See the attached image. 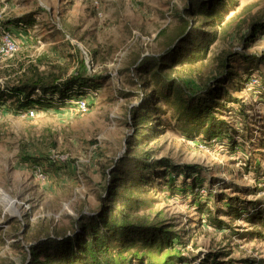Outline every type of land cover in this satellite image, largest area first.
I'll list each match as a JSON object with an SVG mask.
<instances>
[{
  "label": "rangeland",
  "instance_id": "obj_1",
  "mask_svg": "<svg viewBox=\"0 0 264 264\" xmlns=\"http://www.w3.org/2000/svg\"><path fill=\"white\" fill-rule=\"evenodd\" d=\"M187 5L188 0H0L1 84L13 81L22 64L47 55L70 73L86 69L99 89L86 95V112L70 103L35 108L36 114L26 117L12 110L13 101L0 103V194L16 200V211H6L0 201V264H23L24 229L32 237L68 230L79 213L99 208L105 173L127 151L134 135L130 111L144 94V75L134 61L165 52L167 37L184 25L178 15L194 18L185 15ZM224 9L219 38L199 74L218 73L223 55L254 54L253 66L264 81V30L245 40L252 21L264 23V0H234ZM28 14L34 21L26 27L8 22ZM8 39L17 47L12 57ZM232 65L238 74L246 68L237 58ZM234 85L231 80L225 86L226 96L241 99L248 114L228 112L238 148L227 144V135L203 144L186 134L166 103L154 119L160 134L146 145L155 158L198 167L190 180L172 170L166 178L153 177L148 193L158 220L170 223L185 242L182 264H210L207 259L215 254L219 261L264 264V223L247 215L249 210L242 216L222 212L227 206L219 199L239 196L264 205V148L258 144L264 137V95L261 87L238 91ZM200 185L201 194L195 193ZM215 219L225 225L219 227ZM247 259L254 263L243 262Z\"/></svg>",
  "mask_w": 264,
  "mask_h": 264
},
{
  "label": "trees",
  "instance_id": "obj_2",
  "mask_svg": "<svg viewBox=\"0 0 264 264\" xmlns=\"http://www.w3.org/2000/svg\"><path fill=\"white\" fill-rule=\"evenodd\" d=\"M231 1L234 3V0H188L184 13L194 18L191 21L182 14L178 15L184 25L178 34L167 37L165 52L158 56L140 55L134 61L138 74L144 75L141 77L144 94L140 103L130 111L134 135L127 141L126 153L105 170L106 185L99 208L90 214L79 213L68 230L55 228L53 232L32 237L29 228L24 229L22 238H26V245L19 244L24 252L23 264L186 262L187 257L180 249L185 247L184 240L177 237L170 223L158 220V215L150 208L148 193L153 177L166 178L168 170H172L190 180L198 176V167L173 164L166 157L155 158L146 145L160 134V124L154 119L161 113V103H166L174 110L175 118L181 122L186 134L202 138L200 142L203 144L207 143L206 140L217 141L227 135V144L238 148L239 141L232 135L234 129L227 118L230 116L228 112L236 111L242 117L248 114L241 99L226 96L225 86L232 80L238 91L261 87L260 93L264 95L260 69L253 66L255 55H223L219 59L218 73L208 78L199 74L211 45L219 38L218 26L224 22V8ZM30 16L12 18L8 22L26 27L34 21L29 19ZM199 18L202 21L198 24ZM263 30L264 23L252 21L245 40L248 37L255 39L257 33ZM236 58L246 65L241 74L232 65V59L235 61ZM20 67L13 81L0 83V103L13 101L11 107L16 113L69 105L73 99L86 98L91 91L99 90L95 86V78L86 69L70 73L67 66L53 63L47 55H39ZM254 76L259 79L257 86H251ZM236 77L237 81L234 80ZM185 78L195 82L197 87ZM243 131L245 129L239 132ZM258 141L263 149L264 137ZM244 164L248 167L247 163ZM258 170L254 167V171ZM203 186H194L195 193L201 194ZM219 199L225 200L227 206V210L222 212L242 216L249 210L247 215H256L264 223L263 202H248L239 196L221 195ZM215 220L212 222L219 227L225 225L224 221ZM209 257L211 259L207 261L210 264H240L235 260L219 261L217 254ZM243 262L254 263L248 259ZM257 264L262 263L259 261Z\"/></svg>",
  "mask_w": 264,
  "mask_h": 264
},
{
  "label": "built area",
  "instance_id": "obj_3",
  "mask_svg": "<svg viewBox=\"0 0 264 264\" xmlns=\"http://www.w3.org/2000/svg\"><path fill=\"white\" fill-rule=\"evenodd\" d=\"M8 48L7 51L9 53L8 57H12L13 54L15 53L17 47H16V43L14 41H12V39H8V44H7ZM259 83V79L256 78V76L252 77L251 80V86H257ZM94 94H97L95 92H93ZM71 103L75 104V106L77 107V109L80 112H86L88 110V99L83 98V97H78L75 98L71 101ZM36 114V110L35 109H31L28 112L24 113V116L26 117H33Z\"/></svg>",
  "mask_w": 264,
  "mask_h": 264
},
{
  "label": "bare ground",
  "instance_id": "obj_4",
  "mask_svg": "<svg viewBox=\"0 0 264 264\" xmlns=\"http://www.w3.org/2000/svg\"><path fill=\"white\" fill-rule=\"evenodd\" d=\"M0 201L3 203L6 211H16V200L6 192L2 191L0 194Z\"/></svg>",
  "mask_w": 264,
  "mask_h": 264
}]
</instances>
